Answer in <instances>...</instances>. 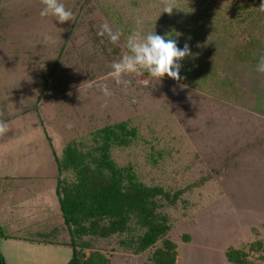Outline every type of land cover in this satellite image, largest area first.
I'll list each match as a JSON object with an SVG mask.
<instances>
[{"label": "rangeland", "instance_id": "374dc122", "mask_svg": "<svg viewBox=\"0 0 264 264\" xmlns=\"http://www.w3.org/2000/svg\"><path fill=\"white\" fill-rule=\"evenodd\" d=\"M61 2L73 13L64 24L41 18L40 0H0V121L7 123L0 172L20 176L7 175L10 186L19 184L11 214L0 182L5 264H67L72 250L55 188L73 173L60 175L55 157L68 145L87 152L98 130L117 123L136 136L112 148L111 159L162 191L156 200L169 231L137 254L122 243L128 234L85 235L76 240L84 259L157 264L162 251L160 264H264V74L235 58L229 32L215 30L261 0H174L171 14L162 13V0ZM136 17L143 31H175L177 47L187 43L191 55L180 62L179 81L129 75L124 94L108 73ZM103 23L121 29L118 45L97 37ZM202 24L197 40L185 37ZM101 84L113 91L106 107ZM229 87L245 100L227 95Z\"/></svg>", "mask_w": 264, "mask_h": 264}, {"label": "trees", "instance_id": "16d2710c", "mask_svg": "<svg viewBox=\"0 0 264 264\" xmlns=\"http://www.w3.org/2000/svg\"><path fill=\"white\" fill-rule=\"evenodd\" d=\"M196 1L209 5L215 0ZM259 7L257 4L248 7L243 10V16H232L221 27L217 21L215 26V30L229 32L224 36L238 49L235 58L247 61L252 69L255 68L257 58L264 54V11ZM204 30V24L199 25L198 29H191L194 35L186 32L185 37L197 40L201 35L199 32ZM219 41L223 46L225 39L219 37ZM193 73L197 76L196 72ZM199 75L205 74L201 72ZM226 92L229 96L232 94L234 100H245V93H240L236 88L229 87ZM135 136V131L125 123H117L98 130L94 134V145L87 152L83 153L68 145L60 158L55 157L60 175L66 171L73 173L72 181L59 179L55 188L59 211L70 238L68 247L72 250L67 264H100V256L91 255L84 259L78 250L76 240L85 235L128 234V240L122 243L133 248L137 254L155 245L168 233L167 219L158 211L156 200L162 191L140 184L130 168L118 167L111 159L112 148L129 146ZM0 238H5L1 227ZM166 255L158 251L157 264ZM0 264H5L1 255Z\"/></svg>", "mask_w": 264, "mask_h": 264}, {"label": "clouds", "instance_id": "9594fccd", "mask_svg": "<svg viewBox=\"0 0 264 264\" xmlns=\"http://www.w3.org/2000/svg\"><path fill=\"white\" fill-rule=\"evenodd\" d=\"M42 8L39 12L41 18L52 17L54 21L64 24L71 21L73 13L67 9L61 0H40ZM162 13L171 14L174 7V0H162ZM259 9L264 11V0H261ZM136 28L131 30L124 39L126 51L120 58L111 64V71L108 76L117 85L121 92L128 93L130 81L126 76L147 74L152 80L161 82L165 77L173 81L181 79L179 73L182 67L181 61L191 55L187 43L181 48L177 47L176 36L166 33L164 36L157 35L155 31H143L142 20L135 18ZM97 37H106L112 45H118L123 32L116 28L113 30L108 23L100 25ZM254 70L264 74V54H261L256 61ZM100 93L105 98V104L113 96V91L106 85H99ZM135 103V99L132 101ZM7 131V123L0 121V132Z\"/></svg>", "mask_w": 264, "mask_h": 264}, {"label": "crops", "instance_id": "0c3cea01", "mask_svg": "<svg viewBox=\"0 0 264 264\" xmlns=\"http://www.w3.org/2000/svg\"><path fill=\"white\" fill-rule=\"evenodd\" d=\"M7 175H12L11 176L12 178H18V179L20 178V176L19 175L15 176V173H13V172L11 174H7V173L3 174L2 172H0V182L5 183L4 184V186H5L4 190L7 191V192H5L6 194H4V197H5V199H7L6 201L9 202L10 208L8 209V213L11 214L14 211L15 206H18V204H19V201L17 200L18 197L16 195L13 196V194H15V193L18 194L19 189H17V188H19V184L18 185L14 184L16 186H10L9 184H10L11 180L9 179V176H7ZM22 178H24V177L22 176ZM12 180L14 182L15 179H12ZM0 227L2 229L1 224H0Z\"/></svg>", "mask_w": 264, "mask_h": 264}]
</instances>
